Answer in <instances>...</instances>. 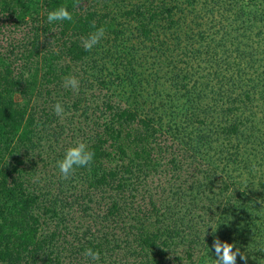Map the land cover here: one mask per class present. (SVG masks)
I'll use <instances>...</instances> for the list:
<instances>
[{"label":"trees","instance_id":"obj_1","mask_svg":"<svg viewBox=\"0 0 264 264\" xmlns=\"http://www.w3.org/2000/svg\"><path fill=\"white\" fill-rule=\"evenodd\" d=\"M261 200L264 0H0V264H258Z\"/></svg>","mask_w":264,"mask_h":264},{"label":"clouds","instance_id":"obj_2","mask_svg":"<svg viewBox=\"0 0 264 264\" xmlns=\"http://www.w3.org/2000/svg\"><path fill=\"white\" fill-rule=\"evenodd\" d=\"M72 19V14L69 12L66 5H60L47 14V20L49 23L65 20L71 21ZM91 26L95 31L89 33L87 37L82 38V46L86 51H92L105 36V28L103 26L96 28L95 21L92 22ZM63 86L65 88H70L74 92H78L80 81L76 76L68 75L64 77ZM53 108L56 116L63 119L66 115L63 105L57 101ZM94 155L95 153L88 148L85 142H77L73 146H70L65 150L63 158L57 161V167L61 177L63 179H68L74 175L77 168L90 167L93 163ZM259 202L264 205V200ZM212 249L214 250L215 258H206L204 264H237L238 256L244 264H248V256L245 253H242L234 243L221 241L219 237H216L213 240ZM83 255L90 262H96L100 259L99 251L93 250L92 248L86 249ZM253 259L256 258L253 257ZM258 264H264V259H260Z\"/></svg>","mask_w":264,"mask_h":264}]
</instances>
